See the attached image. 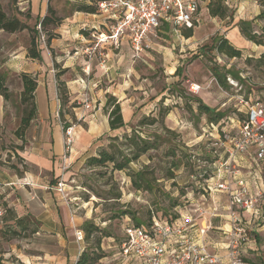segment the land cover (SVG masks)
Returning a JSON list of instances; mask_svg holds the SVG:
<instances>
[{
    "label": "rangeland",
    "instance_id": "1",
    "mask_svg": "<svg viewBox=\"0 0 264 264\" xmlns=\"http://www.w3.org/2000/svg\"><path fill=\"white\" fill-rule=\"evenodd\" d=\"M238 1L223 0L227 15L230 16L224 20L210 19L209 14L200 16L198 23L194 25L191 40H185L184 30H181L180 36L162 38L156 48L148 52L141 61L131 62V65L121 71L105 72L106 69L100 66L102 73L94 76L91 73L94 69H87L83 76H80L82 79L81 82L79 80L80 83L78 82L79 86H76L78 89L69 91L64 83L58 82L57 93L61 111H64L60 113L59 120L76 125L78 122L72 114V108L93 111L100 95L97 91L107 85L116 87L118 79L124 86V94H120L122 99L120 110L125 115L128 126L117 135L107 137L103 149L108 150L109 144L112 143L111 138L117 137L114 144L118 148V160H121L123 155H130L133 148L130 145H122L121 137L126 133L130 134L131 130L141 138L155 142L156 145L130 164L129 169L123 171L113 170L111 165L93 168L83 164L69 178L62 174L65 193L60 200L68 206L73 222L71 221V226L65 225L53 234H43L39 231V223L29 215H18L15 208L7 202L6 213L0 222L1 264H75L81 251L91 247L95 239L101 236L96 232L88 242L85 241V233L81 228L87 221L105 228L111 234V240L105 237L100 239L102 252L106 256L99 264H126L120 256L116 241L113 240L122 238V230L126 223L130 225L135 223L130 214L126 213L121 217H117V214L130 212L145 222L150 218L165 221L168 217L164 213L166 211L171 215L183 211L187 213L193 205V209L197 207L208 212L215 206L221 207L226 204V196L214 192L211 183L206 182L209 179L202 177V170L205 169L206 176L212 178L213 158L220 151L213 149L211 143L217 134H220L221 123L212 128L207 116L198 113L195 98H199L216 111L226 113L229 119H235L243 115L239 96L249 98L247 94L249 90L253 93L252 97H261L264 94V63L259 64L257 61L261 54H264L263 47L259 51H251L254 47H246L242 49L244 53L239 59H228L207 50L214 36H225L222 32L230 26L237 12L243 15L251 13L253 0ZM0 2L9 18L16 16L29 28L34 29L36 33L33 34L37 36L41 56L45 60L51 57L54 60L61 49L56 50L55 54L54 50L49 48L47 40L49 36L56 35L54 27L61 25V22L60 24L56 22L61 21L69 5L76 9L84 0H76V3L67 0H37V16L35 13L30 14L26 2L23 6L19 5V0L14 4L12 0ZM245 2L250 6H244ZM205 4L206 1L203 5ZM238 4L240 9L237 10ZM47 7H50L51 12H47ZM262 10L264 8L260 6V12ZM26 15H29L28 20ZM46 16L52 23L40 27V22ZM254 29L258 28L254 26ZM31 35L28 30L14 34L0 33V71L6 75L8 90L7 100L0 97V173L3 174L0 175L1 178L6 177L5 171L14 173L17 177H22L24 173L51 176V172L47 174L39 172L34 164L37 158L51 156V141L43 135L42 124L37 116L26 129L19 131L22 117L30 110L28 104L21 102L23 88L20 75L23 73L22 69L26 67L22 58L29 59L27 50ZM229 42L239 48L232 40ZM203 53L205 55H202ZM248 58L251 60L250 63L246 61ZM212 64L241 73L245 81L238 82L237 87L230 85L228 81L227 89L219 87L208 70ZM177 68L180 72L176 71ZM50 69L49 66L48 70ZM171 69L174 70L173 73L170 72ZM61 71L60 65H55V77L64 73ZM118 72L119 76L116 75ZM76 75L80 74L74 70L67 76L73 79ZM35 77L37 78V75ZM229 78L232 79L231 76ZM197 86L199 89L192 92L191 88L195 89ZM102 100L104 105L102 110L108 113L111 107L107 105V98L102 97ZM115 100L117 102L116 98ZM88 104L91 107L86 109L85 106ZM152 119L155 122L150 124ZM143 120L145 124L141 125ZM230 127L229 122L227 125H221L223 132ZM194 169L199 171L193 175ZM60 176L57 179L49 177L48 181L52 183L46 188V191L55 194L53 195L55 205L58 198L57 183L62 179ZM198 186H201L200 191H196ZM14 194L13 199L18 200L17 206H20L18 208L27 212L29 210L26 206L27 201L22 197L21 200L17 192ZM178 200L181 204L187 203L178 204L179 207L173 209V203H177ZM220 213L224 215V209ZM219 218L213 219L214 227L219 226ZM77 231L83 234V241L79 243L75 241ZM213 235L215 234L212 233L210 236ZM249 248L245 260L252 264H264V240Z\"/></svg>",
    "mask_w": 264,
    "mask_h": 264
},
{
    "label": "crops",
    "instance_id": "2",
    "mask_svg": "<svg viewBox=\"0 0 264 264\" xmlns=\"http://www.w3.org/2000/svg\"><path fill=\"white\" fill-rule=\"evenodd\" d=\"M67 1L76 3V0ZM210 1L211 0L207 1L205 5H203V3L200 4L199 10L193 19L194 25L198 23L197 20L200 16L209 14L208 2ZM247 1L252 2V0ZM25 2L29 5L30 14L32 15L35 13L37 16V0H19V5L22 4L23 6ZM238 2H242V0ZM253 2L254 5H251L252 14L243 15L237 12V16H235L234 20H230V26L224 29L222 33L228 41L232 40L233 43L238 45L239 49L254 47L253 49L256 50L252 49L251 51H259L261 46H256L246 41L240 35L237 27V23L240 20H251L260 13V6L257 1L253 0ZM83 4L91 5V1L84 0ZM243 5L250 6L247 2ZM0 6L3 9L1 2ZM69 6L67 13L63 16L61 21H59L61 25L58 24L59 26L54 27L56 35L53 36L48 44L49 48L54 50L55 54L56 50L61 49L59 55H56L54 60L52 57L45 60V58L41 56L42 60L40 63L34 60H26L25 57L22 58L26 65V67L22 69V72L34 74V76L37 75V87L35 90L36 116L38 121L42 124L41 131L43 135L51 141V156L48 158H37L34 164L39 172H44V174L51 172V176L42 177V175L37 176L24 173L22 177H17L16 174L5 171L6 177H0V193L5 208L7 209L6 204L8 202L9 205L11 204L15 208L18 215H29L33 220L39 223V231L47 235L53 234L54 231L65 225L71 226L70 223L71 221L73 222L68 206L60 200L61 194L56 193L58 198H56L57 202L55 205L53 199V195L55 194L46 191V188H49V184L52 183V181H48L49 177L57 179L61 175L60 158L63 154L65 130L70 128L73 140L71 152L69 154V161L71 163L70 168L64 173V177L69 178L84 164L88 157L96 155L98 150L103 148V143L107 137L110 138L117 135L120 130L128 126L125 115L121 111L125 126L121 129L111 131L108 124V113H104L102 110V107H104L102 104V97L108 98L109 95L115 97L117 99L116 103L122 107L120 94H124V86L118 79L115 83L116 87L107 85L105 88H101L97 91V93L100 92V95L98 96V101L96 100L97 106H95L93 111L90 112L89 110L84 111L82 108H72V114L78 122L76 125H69L59 120L60 113H64V111H61L57 93L58 82L64 83V86L70 91L76 89V86H79L78 82L79 80L81 82L82 79L80 76H83L87 69H94L95 72L91 70V73L97 76L102 73L100 66L106 69L105 72L111 70L121 71L123 68H127L131 65V62H135L131 58V50L127 39L121 41L118 50L105 46L102 50L98 49L96 51L97 54L96 52H89L88 49L92 48V42L88 31H104V28L109 25V21L106 16L98 13L89 14L78 12L72 5ZM238 9H240L239 4L237 5V10ZM208 18L213 19L210 15H208ZM183 30L185 40H191L193 37V29ZM189 31H191L192 35L187 38L186 35ZM0 33L4 32L0 31ZM169 36H174L172 28L169 23L162 22L152 36L150 49L143 52L138 61H141L148 52L153 51L162 38ZM97 55L99 57H97ZM11 62L12 61H9V63ZM55 65H60L62 69L61 73L64 71V73L58 77L54 75ZM49 66L51 67L50 71L48 70ZM7 67L13 70L10 65H7ZM74 70H77L80 75H76L73 79L68 78L67 75L71 74ZM119 74L118 72L116 75L119 76ZM124 83H126V81H124ZM90 107V104H88V108L86 109ZM67 122L70 123V121ZM235 163L239 170V176L245 181L250 194L264 189V161H257L253 153H247L239 156L235 160ZM0 175L3 174L0 173ZM4 184H10V186L7 187ZM14 192L20 195V199L22 197V199L27 201L26 206L29 209L27 212L18 208L20 207L17 206L18 200L13 199L15 195ZM222 195L224 196V194ZM217 207L220 215L218 216L220 217L218 219L219 226H213V229L207 236L206 243L209 249L211 248L210 250L212 252L223 255L227 243L226 236L220 233V229L226 230L227 222L224 216L225 214L222 215V213H220L223 207ZM239 216L242 218L243 226L249 236V242L243 247V264H252L249 260L246 261L245 259L249 254V247L251 245L256 246L257 243H261L264 240V195L257 205L254 214L242 213L239 214ZM212 233L215 235L210 236ZM76 243L78 242L76 241ZM75 257H77V254Z\"/></svg>",
    "mask_w": 264,
    "mask_h": 264
},
{
    "label": "built area",
    "instance_id": "3",
    "mask_svg": "<svg viewBox=\"0 0 264 264\" xmlns=\"http://www.w3.org/2000/svg\"><path fill=\"white\" fill-rule=\"evenodd\" d=\"M205 1L209 0H100L96 4L97 13L106 16L109 25L104 31H88L92 42V48L88 51L96 52L105 46L118 50L121 41L127 39L131 58L137 61L143 52L150 49L152 36L162 22L170 24L174 35L180 36L183 29H193L194 16L200 4ZM241 77L244 78L242 74ZM227 81L234 87L238 85L229 77ZM198 89L197 86L195 89L191 88V91L196 92ZM238 100L243 119H230V129L217 134L211 143L212 148L220 153L213 158L212 178L206 180L211 183L214 192L226 196V204L222 207L227 229H220V233L226 236L225 253L219 255L212 252L206 243L207 236L213 229V219L220 216L218 207L206 212L197 207L193 209L191 205L187 213L183 211L184 208L183 212H178L180 220L174 225L154 222L149 230L130 224L124 226L123 241L119 246L123 260L131 264L244 263L243 247L249 242V236L239 214H254L264 195V189L250 194L245 181L239 176L235 160L243 154L253 153L257 161H264V94L256 98L249 96L248 99L239 96ZM85 107L88 108V105ZM211 127L215 128L214 125ZM71 132L70 128L65 130L63 154L60 158L62 179L57 183L56 191L61 196L65 193L62 174L71 164ZM4 215V201L0 193V222ZM75 240L78 243L83 240L82 232L75 233Z\"/></svg>",
    "mask_w": 264,
    "mask_h": 264
},
{
    "label": "trees",
    "instance_id": "4",
    "mask_svg": "<svg viewBox=\"0 0 264 264\" xmlns=\"http://www.w3.org/2000/svg\"><path fill=\"white\" fill-rule=\"evenodd\" d=\"M91 5L87 4H81L76 8V11L83 12V13H89V14H95L97 13V7L96 4L100 0H90ZM12 2H16V0H12ZM258 4L264 8V0H257ZM93 3V4H92ZM47 12H51L50 7H47ZM208 13L210 17L217 18L219 20H224L227 17H230L227 15V8L223 4V0H217L216 2H208ZM29 15H26V19H28ZM52 23L49 18L44 17L42 21L40 22V27H45L48 24ZM56 23H59L57 21ZM254 26H256L258 29L255 30ZM237 27L239 29L240 35L248 42L256 45L261 46L264 48V10H262L256 17H254L251 20H240L237 23ZM23 30H28L32 33L30 37L29 42V48L27 50V58L41 62V53L38 49L37 45V36L34 32V29H31L27 26L25 22H23L18 17H8L2 7L0 6V31L8 34H14L17 32H21ZM192 35L191 31L186 35V37H190ZM53 38V36H49L47 40V44H49L50 40ZM208 51H214L215 54L226 56L228 59H239L243 55L244 51L242 49L236 48L233 46L224 36L222 35H216L211 39V43L208 46ZM204 51V49H203ZM201 55V54H200ZM200 55H195V57H198ZM202 55H205L203 53ZM247 62L250 63V58L246 59ZM259 64L262 62L264 63V54H261L259 59L257 60ZM209 72L216 80L219 87L223 89H227L229 86L227 84V77L231 76L232 79L235 82H242L241 80L245 81V78L241 77V73L233 72L231 70H226L224 67H219L216 64H212V66L208 67ZM176 71H179L177 68ZM180 72V71H179ZM21 83H22V93H21V102L23 104H28L30 106V110L25 113V115L22 117L20 121V127L19 131L26 129L31 120L36 117L37 115V108L35 103V90L37 87V79L35 76H32L27 73H22L20 75ZM247 93L250 97H252V94L250 92ZM0 97L7 100L8 99V90L6 87V75L0 71ZM257 96H254L252 98H256ZM246 98V97H245ZM248 99V98H247ZM195 102L197 103V111L199 114H205L207 116V121L210 125L218 126L219 123H222L223 125H227V122H229V117L226 116V113L216 111L213 108H210L206 104H204L199 98H195ZM107 105L111 107L110 111L108 112V124L111 131L121 129L125 126L123 122V118L121 115L120 106L118 103H116V100L112 96H108L107 98ZM238 119H243V115L238 117ZM155 120H150V124L154 123ZM145 124L144 120L141 122V125ZM219 126V131L222 133L221 125ZM111 142L109 144L108 150H104L103 148H100L96 155L88 157L84 165L87 167H105L106 165H111L113 170L116 171H123L126 169H129L130 164L135 162L141 155L146 154L149 150L153 149L155 147V142H151L149 139L141 138V136L136 135L133 130H131L130 134H124L121 137L122 145H130L132 146L133 150H131L130 155H123L121 160H118L117 151L118 148L114 144V142L117 140V137L111 138ZM199 170H193L194 173L198 172ZM201 171V170H200ZM202 177L205 179H208L207 170H202ZM191 175V177L193 176ZM201 186H198L196 188V191H200L199 188ZM204 191V190H203ZM202 191V192H203ZM118 198V197H117ZM187 202H181L178 200L177 203H173V209L178 208V204L184 205ZM5 213L6 208L4 206ZM130 214L136 227H142L146 230H149L153 225L154 222H158L160 224L167 223L169 225H174L175 222H179V213L177 215H171L167 211L164 212L166 215H168L167 220L163 221L162 219L153 220L152 218L148 219L147 222L142 221L135 217L134 214L130 212H122L120 214H117V217H121L123 214ZM128 225V223H126ZM124 225V226H126ZM85 235L84 239L85 241H89L90 238L97 232L100 237L96 238L93 245L91 247H87L81 253L79 254L77 261L75 264H99L100 261L106 256L102 252V248L100 246V239L101 237L109 238L111 237V234L107 232L105 228H102L101 226L93 223V222H85L82 225L81 228ZM83 241V240H82ZM113 241H116L118 247L120 246L123 239H114ZM121 256V255H120ZM1 264V263H0ZM126 264H131V262H126Z\"/></svg>",
    "mask_w": 264,
    "mask_h": 264
},
{
    "label": "bare ground",
    "instance_id": "5",
    "mask_svg": "<svg viewBox=\"0 0 264 264\" xmlns=\"http://www.w3.org/2000/svg\"><path fill=\"white\" fill-rule=\"evenodd\" d=\"M170 72L173 73V70L171 69Z\"/></svg>",
    "mask_w": 264,
    "mask_h": 264
}]
</instances>
